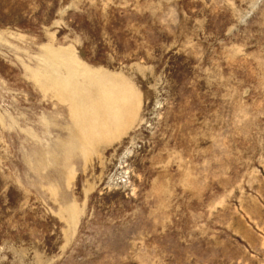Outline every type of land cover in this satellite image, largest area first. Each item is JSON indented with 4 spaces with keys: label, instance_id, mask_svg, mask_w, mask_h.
<instances>
[{
    "label": "rangeland",
    "instance_id": "obj_1",
    "mask_svg": "<svg viewBox=\"0 0 264 264\" xmlns=\"http://www.w3.org/2000/svg\"><path fill=\"white\" fill-rule=\"evenodd\" d=\"M0 264H264V0H0Z\"/></svg>",
    "mask_w": 264,
    "mask_h": 264
},
{
    "label": "bare ground",
    "instance_id": "obj_2",
    "mask_svg": "<svg viewBox=\"0 0 264 264\" xmlns=\"http://www.w3.org/2000/svg\"><path fill=\"white\" fill-rule=\"evenodd\" d=\"M58 53H60V52H58ZM60 54H56V51H55V54L52 56V61H54L55 64L53 62L48 63V65L50 67L49 72H53V73L58 72V70H59L58 68H59V64H60L59 61L64 60V57L66 56V55L63 56ZM64 54H66V53H64ZM67 58L68 57L66 56V61L68 60ZM75 60H77V59H75ZM75 62H76L75 63L76 67L79 68L80 70L77 72H74L71 69H70L71 71L68 70L67 74H68V76H71V78H68V80L64 81V82L58 81L56 78L52 77L55 80V82L57 83L56 85H59V87L64 88V90H66L67 92L69 91L70 93L69 92L68 93L70 95L75 96L76 94H78L80 92L79 88L77 86L73 85V81L75 78H77V77L82 78L90 86L92 84H96L99 87V90H98L99 93L96 96V98L92 96V92L90 91L89 88L83 89V94L85 93L86 96L91 100V104H89V107L87 108L89 114L95 117L102 110L104 112L106 120L109 123L120 124L121 119L123 117L122 116L123 111L120 112V109H118L117 103L120 100H122V102H124V100L127 99V95H125L123 93L120 97H116L121 92L116 88V85L113 84L114 83L113 81L106 80L103 78V75L100 74L99 72H95V71H92L90 69L84 68L79 63H77V61H75ZM124 124H126V122Z\"/></svg>",
    "mask_w": 264,
    "mask_h": 264
}]
</instances>
